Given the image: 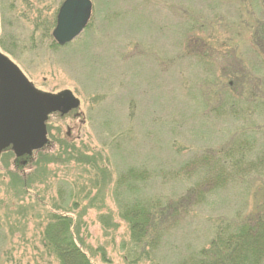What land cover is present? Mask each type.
I'll return each mask as SVG.
<instances>
[{
	"label": "rangeland",
	"instance_id": "rangeland-1",
	"mask_svg": "<svg viewBox=\"0 0 264 264\" xmlns=\"http://www.w3.org/2000/svg\"><path fill=\"white\" fill-rule=\"evenodd\" d=\"M64 1L0 0V52L80 103L50 113L41 150L0 153V264H59L43 237L56 216L93 264H178L264 213V0H90L59 47ZM137 202L183 204L149 255L122 216Z\"/></svg>",
	"mask_w": 264,
	"mask_h": 264
},
{
	"label": "trees",
	"instance_id": "trees-1",
	"mask_svg": "<svg viewBox=\"0 0 264 264\" xmlns=\"http://www.w3.org/2000/svg\"><path fill=\"white\" fill-rule=\"evenodd\" d=\"M257 166L264 176V153L257 160ZM221 176L217 173L215 182H219ZM190 196H194L198 202L200 194L197 196V188L190 190ZM182 206L179 202H171L159 206L156 211L152 206L138 202L128 206L122 216L129 228L133 254L144 255L154 251L159 246L164 231L176 224L172 220L180 217L177 213ZM170 211L175 212L174 216ZM230 225L226 228L220 226L206 248L197 250L193 257L178 264H263L264 213L259 212L247 221ZM72 226V221L67 217L56 216L51 219L43 234L47 248L59 264H93L77 244Z\"/></svg>",
	"mask_w": 264,
	"mask_h": 264
},
{
	"label": "water",
	"instance_id": "water-1",
	"mask_svg": "<svg viewBox=\"0 0 264 264\" xmlns=\"http://www.w3.org/2000/svg\"><path fill=\"white\" fill-rule=\"evenodd\" d=\"M91 10L90 0H65L52 31L54 41L65 46L76 39L87 26ZM78 107L79 101L68 91L56 95L38 91L0 52V153L11 148L17 158L31 156L48 142V115L65 114Z\"/></svg>",
	"mask_w": 264,
	"mask_h": 264
},
{
	"label": "flooded vegetation",
	"instance_id": "flooded-vegetation-1",
	"mask_svg": "<svg viewBox=\"0 0 264 264\" xmlns=\"http://www.w3.org/2000/svg\"><path fill=\"white\" fill-rule=\"evenodd\" d=\"M24 162V161H23Z\"/></svg>",
	"mask_w": 264,
	"mask_h": 264
}]
</instances>
